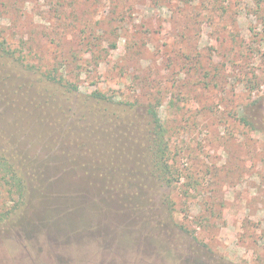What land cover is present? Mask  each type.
I'll return each instance as SVG.
<instances>
[{
    "label": "rangeland",
    "instance_id": "rangeland-1",
    "mask_svg": "<svg viewBox=\"0 0 264 264\" xmlns=\"http://www.w3.org/2000/svg\"><path fill=\"white\" fill-rule=\"evenodd\" d=\"M0 39L84 93L161 94L181 173L148 180L147 217H107L101 236L71 235L92 218L82 205L61 221L34 190L18 206L0 185V264H264V0H0ZM45 141L25 158L59 175L76 148Z\"/></svg>",
    "mask_w": 264,
    "mask_h": 264
},
{
    "label": "trees",
    "instance_id": "trees-1",
    "mask_svg": "<svg viewBox=\"0 0 264 264\" xmlns=\"http://www.w3.org/2000/svg\"><path fill=\"white\" fill-rule=\"evenodd\" d=\"M142 100L101 90L84 93L59 68L29 63L0 39V185L9 200L25 204L34 190L39 206L57 212L61 221L82 205L92 218L85 228L76 226L72 236H101L107 217H147L146 204L139 203L147 181L171 187L181 173L171 161L169 130L159 112L161 94ZM34 139L76 148L65 164H58L59 175L52 176L49 157L25 158L29 148L23 146ZM36 166L43 167L38 172ZM73 173L72 187L53 185ZM16 204L3 218L14 214ZM49 220L43 223L50 225ZM82 221L80 216L76 222ZM126 225L109 231H130Z\"/></svg>",
    "mask_w": 264,
    "mask_h": 264
}]
</instances>
